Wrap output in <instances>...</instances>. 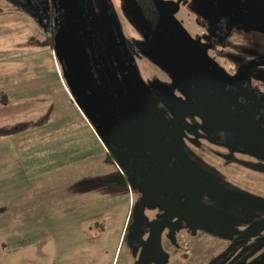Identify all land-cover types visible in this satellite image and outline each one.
I'll return each mask as SVG.
<instances>
[{
  "label": "flooded vegetation",
  "instance_id": "obj_1",
  "mask_svg": "<svg viewBox=\"0 0 264 264\" xmlns=\"http://www.w3.org/2000/svg\"><path fill=\"white\" fill-rule=\"evenodd\" d=\"M201 2L199 36L176 19L179 3L126 8L135 35L122 36L129 47L118 45L116 74L142 63L160 76L133 93L131 111L116 83L103 119L101 202L78 222L95 254L73 249L56 264H264V0ZM81 28L72 46L92 82ZM97 57L99 86L113 98L110 62Z\"/></svg>",
  "mask_w": 264,
  "mask_h": 264
},
{
  "label": "rangeland",
  "instance_id": "obj_2",
  "mask_svg": "<svg viewBox=\"0 0 264 264\" xmlns=\"http://www.w3.org/2000/svg\"><path fill=\"white\" fill-rule=\"evenodd\" d=\"M132 1H0V92L8 101L0 110V126L52 109L43 126L0 138V264H56L61 258L68 263L73 249L77 258L95 254L84 247L78 222L94 210V201L101 202L103 119L115 110L117 84L123 109L131 111L133 93H142L153 75L160 76L142 63L127 64L116 74L122 36L135 35L133 14L126 10ZM171 2L182 5L176 19H183V28L201 35L195 17L202 18L194 11H201V0ZM83 26L91 36L92 59L100 55L110 62L113 98L88 81L84 60L75 54L72 45ZM71 197L75 216L69 212Z\"/></svg>",
  "mask_w": 264,
  "mask_h": 264
},
{
  "label": "trees",
  "instance_id": "obj_3",
  "mask_svg": "<svg viewBox=\"0 0 264 264\" xmlns=\"http://www.w3.org/2000/svg\"><path fill=\"white\" fill-rule=\"evenodd\" d=\"M2 1V0H0ZM1 8H0V14H1ZM52 14H55L56 11H51ZM124 44L129 47V43H128V39L124 38ZM96 60L95 58L92 59V69H93V73L91 74L93 79H94V83L95 85H99V81L97 79L98 75H95L97 71H94L98 68H100V66L95 63ZM96 77V79H95ZM111 74L109 76V78H111ZM8 104L7 101V95L4 92H0V110H3L4 107H6ZM51 113H52V109L50 106H48L46 108V110L39 115L38 117H36L35 119L32 120H24V121H20V122H16L12 125H8V126H0V138L1 137H8V136H13L19 133H23L27 130H32V129H36L39 128L41 126H43L48 119L51 117Z\"/></svg>",
  "mask_w": 264,
  "mask_h": 264
}]
</instances>
